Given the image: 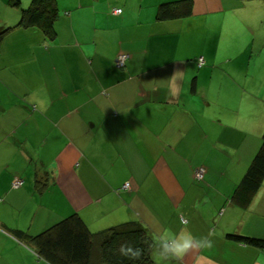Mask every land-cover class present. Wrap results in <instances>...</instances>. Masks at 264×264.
Masks as SVG:
<instances>
[{
  "label": "crops",
  "instance_id": "1",
  "mask_svg": "<svg viewBox=\"0 0 264 264\" xmlns=\"http://www.w3.org/2000/svg\"><path fill=\"white\" fill-rule=\"evenodd\" d=\"M175 1L57 0L52 36L3 38L0 264H51L16 232L74 213L93 232L140 222L155 264L154 237L179 227L212 246L165 264H264V246L231 236L264 239V181L247 207L233 198L264 139V0L159 19ZM19 20L14 5L0 27Z\"/></svg>",
  "mask_w": 264,
  "mask_h": 264
},
{
  "label": "trees",
  "instance_id": "2",
  "mask_svg": "<svg viewBox=\"0 0 264 264\" xmlns=\"http://www.w3.org/2000/svg\"><path fill=\"white\" fill-rule=\"evenodd\" d=\"M11 4L19 8L20 20L16 25L0 27V47L5 35L16 27H37L46 35L54 34L59 18L57 0H31L27 7H21L20 0H13ZM192 7V0L163 3L159 6L158 18L166 20L186 17L192 13ZM263 181L264 139L236 187L233 198L242 207H247ZM16 234L51 264H155L151 254V236L147 228L138 221H127L93 232L82 217L74 213L37 235L25 236L19 231ZM231 236L249 244L264 246V239L260 237L240 234ZM121 245L141 249L140 256L124 255L120 251Z\"/></svg>",
  "mask_w": 264,
  "mask_h": 264
},
{
  "label": "clouds",
  "instance_id": "3",
  "mask_svg": "<svg viewBox=\"0 0 264 264\" xmlns=\"http://www.w3.org/2000/svg\"><path fill=\"white\" fill-rule=\"evenodd\" d=\"M184 224V221L180 222ZM155 250L153 252L156 264H165V262L175 260L182 261L191 250L195 248L208 249L212 246V241L207 237H197L191 231L184 227L176 230L168 229L154 237ZM121 253L139 257L141 249L134 248L132 245H121Z\"/></svg>",
  "mask_w": 264,
  "mask_h": 264
},
{
  "label": "built area",
  "instance_id": "4",
  "mask_svg": "<svg viewBox=\"0 0 264 264\" xmlns=\"http://www.w3.org/2000/svg\"><path fill=\"white\" fill-rule=\"evenodd\" d=\"M114 12L116 13V14H120L121 12H122V9L121 8H116L115 10H114ZM127 58H128V55L127 54H121V55H119L118 57H117V59H116V66L118 67V68H123V67H125V64H126V60H127ZM203 62H202V59H201V64H202ZM204 173H205V169L204 168H199L198 170H197V172H196V177L197 178H203V176H204ZM23 185V179L22 178H15V180L13 181V183H12V187H14V188H19V187H21ZM124 188H129V183H126L125 185H124Z\"/></svg>",
  "mask_w": 264,
  "mask_h": 264
},
{
  "label": "rangeland",
  "instance_id": "5",
  "mask_svg": "<svg viewBox=\"0 0 264 264\" xmlns=\"http://www.w3.org/2000/svg\"><path fill=\"white\" fill-rule=\"evenodd\" d=\"M8 1H10V0H0V20H1V17L4 15V13L7 10H9L10 7L14 6L13 4H8Z\"/></svg>",
  "mask_w": 264,
  "mask_h": 264
}]
</instances>
